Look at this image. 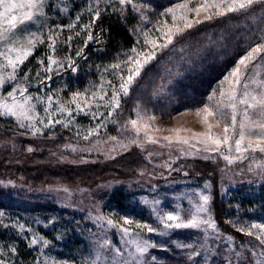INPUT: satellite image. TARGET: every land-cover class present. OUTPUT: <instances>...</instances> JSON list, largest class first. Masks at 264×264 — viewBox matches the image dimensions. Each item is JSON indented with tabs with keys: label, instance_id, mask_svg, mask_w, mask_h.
I'll list each match as a JSON object with an SVG mask.
<instances>
[{
	"label": "rangeland",
	"instance_id": "1",
	"mask_svg": "<svg viewBox=\"0 0 264 264\" xmlns=\"http://www.w3.org/2000/svg\"><path fill=\"white\" fill-rule=\"evenodd\" d=\"M78 1L45 0L43 14L36 15L23 31L17 32L22 40L29 32H40L43 42L38 43L24 63L17 66L15 80L8 79V74L13 71L11 67L0 69V75L5 78V84L0 86V97L7 96V92L16 85L26 88L24 95L33 97L29 104L35 105L30 113L34 119L19 121L12 116H0V129L5 130L0 133V152L11 153L12 162L21 159L23 154L38 151L41 156H46L42 161L78 166L98 164L136 150L138 159H144L147 166L138 161L133 170L130 167L131 174L125 177L105 176L94 185H81L82 180H75L74 184L62 183L52 177L48 178L50 182L41 181L39 184L38 180L26 183L22 179L0 178V213H3L0 216V259H4L6 264L23 261L26 262L24 264H45V261L47 264H124L125 261L135 264L129 255L132 253L140 259L141 264H257L262 259L260 253L264 246H259L255 235L252 237L256 246H249L241 242L239 237L220 231L214 217L213 200L217 192L223 204V214L228 220L229 212H237L236 217L240 220L234 218V223L239 228H247L253 223L264 224V171L257 168V164L264 162V154L249 152L245 153L244 159H237L238 153L234 150L228 153L226 146L221 145V152L232 157L229 163L220 152L205 151L204 145L197 143L204 137L193 135L207 130L203 113L197 115L198 108L163 118L144 112L132 103L131 97L121 92L120 106L113 110L109 104L112 86L115 85L119 90L118 73L126 78V69L121 65L120 70L111 71L106 63L94 67L89 56L91 52H98L97 43L92 39L85 46L87 35L82 26L92 22L96 9L101 12L108 5L113 6L115 1L85 0L81 5ZM135 7L139 10L137 4ZM146 7L143 6L145 12L154 13V10ZM211 12L215 13V9H211ZM68 15L69 19H65ZM78 15L79 21L76 20ZM208 15V12L202 11L196 19L203 21ZM159 18L153 16L147 27L140 26L137 29L138 50H153L144 44V32L148 31L152 38H159L160 33L156 28L162 26L165 20L171 26V16L160 15ZM142 19L147 18L143 16ZM70 23H75V28L69 29L67 25ZM49 30L56 40L55 51L48 47ZM76 32L81 34L76 36ZM182 34L174 36L173 42ZM69 36L73 37L70 42L67 40ZM158 42L164 41L159 39ZM78 49H83L80 56L76 55ZM173 49L166 55L172 54ZM155 51V59L145 65L142 71L152 65L160 53L166 52V48H156ZM49 55L58 63L53 64L52 70L47 72L44 69L48 66ZM69 57L75 62V72L67 66ZM40 60L44 63H38ZM0 63L7 62L0 57ZM37 72H40V77H37ZM48 76L51 79H47ZM219 85L220 81L214 87L217 96L211 102L213 104L220 99ZM223 87L227 90L229 84L226 82ZM76 92L81 93L76 100L82 110H77L75 103H68ZM93 93H96L95 97ZM49 95H52L50 108ZM15 96L23 100L19 89ZM101 96L104 98L100 99ZM7 102L11 104L12 98L9 97ZM61 103L65 105L64 112L58 110ZM45 108H48L47 113ZM225 112L230 124L231 109H225ZM138 114L143 117L138 125L139 136L129 123L130 120L138 119ZM152 116L156 119L150 120ZM49 119L61 120L62 123L43 127L40 121L47 123ZM218 119V116L209 117V122L215 125ZM21 123L26 126L20 127ZM143 123L149 127L145 129ZM28 124L41 130L34 133L33 128L27 127ZM92 129L96 131L88 135ZM145 132L158 142L148 141ZM212 132L223 136V125L213 127ZM86 135L87 140L84 139ZM165 136L173 140L165 141L162 139ZM177 137H187L189 143H178ZM133 140L137 143H132ZM53 142L60 143L55 145ZM36 161L39 163V160ZM198 162L209 164V167L204 169ZM6 164L9 165L8 162ZM116 192H122L127 207L118 208L110 201ZM200 195H210L212 198L209 207L215 229L207 225H201L200 228L164 227L160 217L166 213L179 212L185 222L196 214V206L201 202ZM242 197L247 202L244 205L241 204ZM33 206L51 208L39 212L32 209ZM258 206L263 208L256 215L250 209L255 211L261 208ZM198 215L207 219L209 214ZM125 217L133 223L126 224ZM230 222L233 223L231 219ZM137 223L150 225L157 231L148 232L147 229L138 228ZM123 228L129 229L128 234L123 232ZM161 232L166 235H160ZM33 238L38 243L31 244ZM137 239L148 241L156 247H149L141 256L136 252L135 243H132ZM44 241L48 242L47 245ZM18 246L22 250L21 254ZM12 248L16 251L12 252ZM117 249L121 253L119 256L116 254ZM253 251L256 255H253ZM194 252L199 255H193Z\"/></svg>",
	"mask_w": 264,
	"mask_h": 264
},
{
	"label": "snow or ice",
	"instance_id": "2",
	"mask_svg": "<svg viewBox=\"0 0 264 264\" xmlns=\"http://www.w3.org/2000/svg\"><path fill=\"white\" fill-rule=\"evenodd\" d=\"M118 2L121 5L131 4L135 8L133 0H118ZM44 3L45 0H0V57L7 62L6 64L0 63V69L4 67H11L13 69V71L8 74L9 80L16 79L17 66L24 63V61L32 54L33 49L38 43L43 42V34L40 32H29L27 37L23 40L20 39L17 32L23 31L26 26L34 20L36 15L43 14ZM258 4H264V0H180V2L173 7L166 9L164 13H161V16H171V26H169L168 22L165 20L162 26L157 27L156 31L160 33L159 38L150 37L148 31L143 33L144 44L150 46L153 50H138L136 46H133L130 50V54H125V60L111 65V67L116 70H120L121 65H123L127 72L126 78L123 74L118 73L120 79L119 90H117L115 85L112 86V95L109 104L113 110L120 106L119 96L121 92L125 96L128 95L130 86L135 79L140 76L142 69L145 65L155 59V49L167 48L173 43L174 36L182 34L186 29L192 28L194 24L203 23L202 20L196 19L202 11L209 13L206 19L210 20L213 18V15L223 16L229 13H247L254 5ZM211 9H215V13H212ZM89 10L91 11V9ZM100 14V10L96 9L92 22L82 26V28L86 30L87 35L85 46H87L88 41L93 39L90 29L95 20L100 17ZM76 20H80L79 15L76 17ZM75 26V23L67 25L69 29H73ZM80 34V32L75 33L76 36H79ZM72 39V36L67 38L69 42ZM159 39H163L164 42L159 43ZM48 40L50 41L48 47L55 51L54 46L56 40L53 38L51 30H49ZM82 52L83 49H78L76 55L80 56ZM47 59L48 66L44 71L50 72L52 70L51 66L57 64L58 61L51 55H49ZM67 59V66L75 72V62L71 60L70 57ZM38 63L43 64L44 61L40 60ZM61 67H63V64H61ZM262 70H264V36L261 37V42L252 47L246 55L242 56L231 72L220 81V85L218 86L220 99L216 100L214 104L211 103L217 96V89H213L211 95L208 96L209 103H205L202 108L196 110L197 115L203 113V121L207 125V130L203 133H194L193 135L196 137H204V139L197 140V143L203 144L205 151L220 152L223 158L229 163L232 162V157L231 155H224V153L221 152V145L226 146L228 153H231L233 150L238 153L239 155L236 157L237 159H244L245 153L249 152H259L264 154V77H262ZM36 75L37 77H40V72H37ZM25 79H27V76H25ZM47 79H51V76H48ZM40 82L43 83V80ZM226 82L229 84L227 90L223 87ZM4 84L5 78L3 75H0V86H3ZM18 89L20 95L23 96L22 101L18 100L15 96ZM26 91V88H20L19 85H16V87H13L12 91L7 92V96L0 97V116H12L19 121L34 119L30 113L33 112L35 105L29 104V101H31L33 97L31 95L25 96L24 93ZM72 96L73 99L68 103H75L77 110H82L80 103L76 100L77 97L81 96V93L76 92L73 93ZM95 96L96 93H93V97ZM9 97L12 98L11 104L7 102ZM103 98V96L100 97V99ZM47 99L50 102V108L52 95H49ZM225 109H231L230 124L227 121L228 114L225 112ZM58 110L60 112L66 111L65 105L61 103ZM45 112H48V108H45ZM69 115H71L70 110ZM93 115L96 114L93 113ZM108 115L110 116L111 112H109ZM216 116H218L219 119L214 125L209 122V117ZM149 119L155 120L156 117L152 116L149 117ZM142 121L143 117L139 116V114L138 119L129 121L137 136L140 134V127L138 125ZM70 122L71 121H69V123ZM40 123L43 124V127L47 128L50 125L54 126L55 124H60L62 121H52L49 119L47 123H44L43 120H41ZM220 125H223V136L215 135L212 132L213 127ZM25 126L26 125L23 123L20 124V127ZM64 126L67 127V124ZM27 127L33 128L34 133L41 130L32 124H28ZM143 127L146 129L149 125L143 123ZM94 131H96V129L90 130L88 135H91ZM88 135L84 136L85 140L88 139ZM145 138L152 143L158 142L156 138L148 135L147 132H145ZM113 139H115V137H113ZM162 139L169 142L173 140V138L169 136H165ZM176 140L178 143H189L187 137H177ZM132 143H137V141L133 140ZM29 151H32V149H29ZM257 168L264 171V162L257 164ZM251 170L252 169L250 168L249 171ZM199 198L201 202L196 206V214L191 215V217L185 222L181 218L179 212L166 213L164 216L160 217L164 227L166 229L200 228L201 225H207L208 227L215 229L216 225L211 218V209L209 207L212 199L211 196L200 195ZM199 213L209 214L208 218L205 219L204 217L199 216ZM2 215L3 213H0V216ZM124 222L126 224L133 223L132 220H129L126 217L124 218ZM108 223L111 224L112 221L109 220ZM136 226L141 229H147L148 232L157 231L156 228L147 224L137 223ZM122 230L125 234H128L129 232L128 228H123ZM237 230L245 232L249 236L255 235L259 244L264 246V224L253 223L247 228H239ZM253 230H255V232ZM160 235H166V233L161 232ZM137 236H139V233H137ZM36 243H38V240L33 238L31 244L34 245ZM44 243L47 245L48 242L44 241ZM132 243H135L136 252L141 256L149 247H156L155 244H149L148 241L140 239L134 240ZM181 247H183V245H181ZM188 247H191V245H188ZM15 251L16 249L12 248V252ZM116 254L118 256L121 255L119 249L116 250ZM129 255L135 260V264H141L140 259L134 254L129 253ZM193 255H199V253L194 252ZM253 255H256L255 251H253ZM260 256L262 259L258 260L257 264H264V250L261 251ZM0 264H6V261L0 259ZM45 264H47V261H45ZM53 264H55V262H53ZM124 264H128V262L125 261Z\"/></svg>",
	"mask_w": 264,
	"mask_h": 264
},
{
	"label": "trees",
	"instance_id": "3",
	"mask_svg": "<svg viewBox=\"0 0 264 264\" xmlns=\"http://www.w3.org/2000/svg\"><path fill=\"white\" fill-rule=\"evenodd\" d=\"M83 1L85 0L78 1L79 5ZM114 1L113 6L111 4L106 9H102L100 17L95 20L90 29L98 49V52L90 53L91 63L94 67L106 63L111 71H115L111 65L126 59L125 54H130L133 46L139 45L137 29L140 26L147 27L149 19L153 16L161 19L159 18L161 13L180 2V0H133L134 5L139 6L137 10L131 4L121 5L118 0ZM143 6L154 10V13L145 12ZM113 8H118V10H112ZM143 16L147 19L143 20ZM69 17L70 15L65 19ZM262 36H264V4L254 5L247 13H229L214 16L210 20H203V23L186 29L181 37L175 39L166 48V52L160 53L152 65L146 67L136 78L127 96L131 97L132 103L138 105L144 112L163 118H168L181 111L202 107L207 103L208 96L216 84L237 63L239 58L261 42ZM171 49H173L172 54L166 55ZM3 131L5 130L1 128L0 133ZM56 143L53 142L55 145ZM10 155L9 152H0V178L22 179L26 183L38 180V184L42 183L41 181L48 183L50 182L48 178L52 177L62 183L74 184L75 180H82L81 185H94L98 179L105 176L125 177L131 174L130 167L133 170L138 161L141 165L147 166L144 159H138L136 150L98 164L78 166L42 161L45 155L41 156L38 151L23 154L21 159L14 162L10 159ZM36 160H39V163ZM133 161L137 162L133 163ZM198 163L204 169L209 167V164ZM215 194L213 210L220 231L239 237L241 242L249 246L255 245L256 241L252 236L237 230L239 226L234 223V218L240 220L236 217L237 212L232 210L235 215L228 213L233 222L231 223L230 219L228 220L223 214V204L218 199L217 192ZM110 201L118 208L127 207L123 201L122 192L120 194L116 192L114 197H110ZM241 201L242 205L247 203L244 197ZM50 208L32 207L39 212L49 211ZM262 208H257L255 211L250 210L258 215ZM76 249L74 246V250ZM21 251L19 248V254ZM19 262L22 261L19 260ZM24 263L26 262L19 264Z\"/></svg>",
	"mask_w": 264,
	"mask_h": 264
}]
</instances>
